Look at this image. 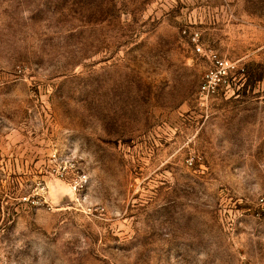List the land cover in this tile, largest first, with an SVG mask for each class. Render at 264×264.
Wrapping results in <instances>:
<instances>
[{
    "label": "rangeland",
    "instance_id": "1",
    "mask_svg": "<svg viewBox=\"0 0 264 264\" xmlns=\"http://www.w3.org/2000/svg\"><path fill=\"white\" fill-rule=\"evenodd\" d=\"M0 264H264V0H0Z\"/></svg>",
    "mask_w": 264,
    "mask_h": 264
},
{
    "label": "built area",
    "instance_id": "2",
    "mask_svg": "<svg viewBox=\"0 0 264 264\" xmlns=\"http://www.w3.org/2000/svg\"><path fill=\"white\" fill-rule=\"evenodd\" d=\"M211 59V66L204 74V79L201 83L199 95L200 99H207L214 95L223 85H229V77L232 60L219 56L213 52L209 55Z\"/></svg>",
    "mask_w": 264,
    "mask_h": 264
}]
</instances>
